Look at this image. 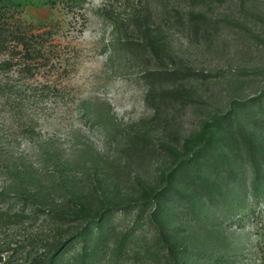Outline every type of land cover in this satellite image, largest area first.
<instances>
[{"label": "rangeland", "instance_id": "obj_1", "mask_svg": "<svg viewBox=\"0 0 264 264\" xmlns=\"http://www.w3.org/2000/svg\"><path fill=\"white\" fill-rule=\"evenodd\" d=\"M16 1L44 49L32 71L0 68V264H30L58 233L54 213L74 227L107 211L121 231L168 184L186 197L158 199L150 229L168 231L182 264H264V175L239 134L264 147V0ZM194 170L219 183L212 200ZM131 255L108 264H157Z\"/></svg>", "mask_w": 264, "mask_h": 264}, {"label": "trees", "instance_id": "obj_2", "mask_svg": "<svg viewBox=\"0 0 264 264\" xmlns=\"http://www.w3.org/2000/svg\"><path fill=\"white\" fill-rule=\"evenodd\" d=\"M20 4L21 2L16 0H0V57L6 55L0 58V68L10 69L15 64H20L23 71L29 72L32 71L35 60L43 55L44 48L34 29L15 15L14 9ZM132 17L140 25H146V13L135 14ZM145 34L147 46L154 47L156 42L149 39L146 31ZM193 72L190 70L184 73L180 69H153L149 74L158 77V80L168 78L175 80L191 75ZM160 92L171 98H179L187 94L185 89L179 87H162ZM212 125V121H205L197 134V139L208 144L212 140ZM239 134L242 148L254 168V181L257 182L258 178L264 175V147L256 143L243 129H239ZM208 148L209 144L200 153ZM222 157L223 163L227 164L229 159L224 154ZM193 175L191 180L195 189L209 200L221 191L216 180L203 176L198 170H194ZM178 197L185 198L186 194L172 184L164 186L157 192L156 197L149 198L150 202L157 199V206L149 215L147 205L150 202L138 204L133 220L121 231L115 230V227L110 224L111 221L102 217L107 211L101 213L98 218L85 220L74 227L65 226L62 215L54 213L53 223H56L54 225L58 233L46 242L43 251L37 254L30 264H108L112 257L114 262L120 263L122 258H129L131 254L137 255L139 260L152 258V261L156 260L157 264H182L181 247H178L176 242L169 241L168 231L165 232L162 227L159 228V233L150 229L165 213L159 200H175ZM133 212V207H130L129 213ZM146 224L147 227L142 229ZM138 230L139 234H137Z\"/></svg>", "mask_w": 264, "mask_h": 264}]
</instances>
